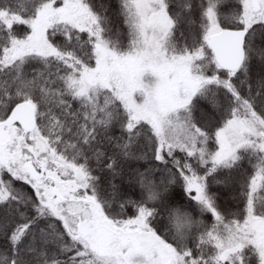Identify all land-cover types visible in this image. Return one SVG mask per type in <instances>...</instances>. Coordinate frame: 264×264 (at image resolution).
I'll list each match as a JSON object with an SVG mask.
<instances>
[{"label": "snow or ice", "instance_id": "6c2138e0", "mask_svg": "<svg viewBox=\"0 0 264 264\" xmlns=\"http://www.w3.org/2000/svg\"><path fill=\"white\" fill-rule=\"evenodd\" d=\"M0 264H264V0H0Z\"/></svg>", "mask_w": 264, "mask_h": 264}]
</instances>
